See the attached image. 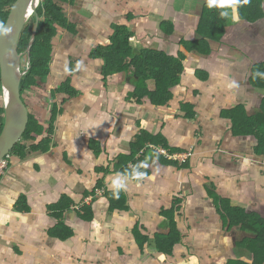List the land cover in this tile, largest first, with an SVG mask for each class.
Returning a JSON list of instances; mask_svg holds the SVG:
<instances>
[{
    "label": "crops",
    "instance_id": "0c3cea01",
    "mask_svg": "<svg viewBox=\"0 0 264 264\" xmlns=\"http://www.w3.org/2000/svg\"><path fill=\"white\" fill-rule=\"evenodd\" d=\"M205 1L73 0L66 8L75 31L62 30L48 80L25 99L40 124L54 123L51 148L46 153L31 152L34 143L25 142V156L9 157L0 180V264L251 261L248 249L239 251L237 243L254 234L227 225L216 199L264 220V153H257L255 138L234 136L231 119L223 116L240 104L249 116L261 109L264 92L250 84L252 64L237 51L254 56L257 46L264 55V18L247 26L242 38H235L236 47L225 44L209 57L188 55L180 84L166 107L133 99V77L126 73L107 77L102 74L104 61L90 58L116 26L128 27L135 51L157 49L178 56L181 39L198 38ZM163 21L173 22L172 35L161 30ZM203 72L206 80L199 78ZM67 81L76 91L74 97L57 94ZM147 85L155 90L154 81ZM143 134L157 138L156 144L164 138L171 148L191 152L193 157L185 167L166 164L148 151L153 142L135 148ZM133 153L137 155L129 167L138 162L136 180L113 168L121 157ZM108 167L112 172L104 174ZM100 181L110 193L121 191L125 202L113 210L106 197L86 203L92 209L88 220L89 213L74 206L85 201ZM120 198L111 197L114 203ZM176 207L181 244L169 256L146 249L144 254L136 228L151 238L166 234L161 213ZM225 218L231 220L227 214Z\"/></svg>",
    "mask_w": 264,
    "mask_h": 264
},
{
    "label": "trees",
    "instance_id": "16d2710c",
    "mask_svg": "<svg viewBox=\"0 0 264 264\" xmlns=\"http://www.w3.org/2000/svg\"><path fill=\"white\" fill-rule=\"evenodd\" d=\"M17 0H0V31L5 25L9 13ZM73 0H44L38 8V14L41 18L35 42L31 48L30 59L28 60L27 73L24 76L21 84V94L24 98L29 91L40 88L43 83L48 80L50 75V64L53 57L55 45L60 41L63 29L74 32V25L68 21L66 8L72 6ZM264 0H206L203 5L201 17L197 27L198 38L195 40L181 39L178 42V56L170 55L165 51L155 49H144L135 51L132 46L133 34L130 33L127 26H116L111 38L102 45H99L91 52L90 58L95 60H103L104 66L102 74L105 76H112L120 73H126L133 77V84L135 90L131 96L133 99L143 102L149 100L156 107H166L173 99V91L179 86L181 76L184 72V60L186 61L188 55L198 53L204 57H209L215 52H219L223 45L230 44V48L235 45V38L239 36L242 38L247 26L256 24L264 18ZM134 18V16H133ZM23 31L19 41V52L24 53L29 46V41L33 32L35 18ZM161 30L168 36L175 32L173 22L161 23ZM234 41V42H233ZM249 44L251 43L248 42ZM255 46V44L253 45ZM238 48V47H237ZM238 55L243 53L246 60L251 62L250 69V84L255 90L264 92V55L257 51V46L253 51L254 56H247L246 52L237 51ZM202 73V72H200ZM199 73V74H200ZM207 74L199 75L201 80L207 79ZM154 81L155 90H149L147 83ZM1 76H0V134L4 126V107L1 95ZM57 94H62L67 97H74L76 91L72 88L69 81L65 82L57 90ZM25 100V98H24ZM26 102V101H25ZM261 109L256 115L249 116L244 106L237 105L235 108H230L223 113V116L231 119L233 124L234 136H251L258 142L257 153H264V94L262 93ZM192 107L191 105H184V107ZM58 105L52 108L53 114L56 117ZM192 114V113H191ZM189 114V117L191 116ZM146 133V132H145ZM53 134V125L45 128L40 124L34 115L30 114V121L27 130L21 142H19L14 150L6 159L13 155H20L23 158L26 149L25 142L32 141L31 152L46 153L50 150L52 142L50 136ZM162 138V137H161ZM138 146L135 148H142L147 142H153L149 146L148 151L158 154L161 159L172 166L188 165L193 157V153L182 151L180 149H173L168 145V142L162 138L160 144H156L157 138L150 135L143 134L140 136ZM134 150V149H133ZM159 150H164L167 156H177L189 154V157L182 162L178 160L169 159L166 155L161 154ZM137 153H133L130 157H121L120 161L113 165L114 171H119L122 175L136 180L140 177L136 176L135 168L138 167V162L135 161L133 168L129 167V162L134 161ZM112 170L108 167L104 170V174L111 173ZM102 196H96L97 190H103ZM121 191L110 193L105 188L104 182L100 181L96 187L89 193L88 197H92L91 204L99 197H106L111 200L112 210L116 207L122 206L125 202V197L121 195ZM112 196L121 197L122 201L114 203ZM85 198V199H86ZM219 209L225 223L233 228V226L240 227L242 231H250L254 234V238L244 239L237 243L238 250L243 248L248 249L249 262H239L238 264H264V220L256 214H249L246 210L240 207L231 208L226 200L219 197L216 199ZM91 204H86L85 201L74 206L75 210H85L89 214L85 218L90 219ZM60 206V205H59ZM176 206V205H175ZM64 208H59L61 210ZM229 211L231 213H229ZM177 207L171 211H162V216L165 219V228L168 229L166 234L158 233L153 238L148 234H142L140 229L136 228L135 235L140 249L142 248L144 254L145 249L151 254L157 253L160 255H171L175 246L181 244L183 236L177 228L175 221V213ZM228 212V213H226ZM61 213V212H60ZM230 217L227 220L225 216ZM233 214L237 216L234 219ZM62 215L63 214H59ZM225 215V216H224ZM57 231V230H56ZM55 231V232H56ZM134 233V232H133ZM58 235V232L55 234ZM60 237V235L58 236ZM61 238V237H60Z\"/></svg>",
    "mask_w": 264,
    "mask_h": 264
},
{
    "label": "water",
    "instance_id": "95a60500",
    "mask_svg": "<svg viewBox=\"0 0 264 264\" xmlns=\"http://www.w3.org/2000/svg\"><path fill=\"white\" fill-rule=\"evenodd\" d=\"M44 0H17L5 25L0 31L1 95L4 107V126L0 134V162L11 154L22 141L30 121L29 108L21 94V84L27 71L22 70L23 55L30 59L41 18L38 8ZM30 17L35 18L29 46L19 52V41L28 26ZM45 128L50 127V122Z\"/></svg>",
    "mask_w": 264,
    "mask_h": 264
},
{
    "label": "built area",
    "instance_id": "2783aa9c",
    "mask_svg": "<svg viewBox=\"0 0 264 264\" xmlns=\"http://www.w3.org/2000/svg\"><path fill=\"white\" fill-rule=\"evenodd\" d=\"M159 152L161 154H164L167 156L166 151L164 150H159ZM169 159H173V160H178L180 162H182L183 160L187 159L189 157V154H183V155H177V156H167ZM9 167V162L8 160H3L2 162H0V180L1 178L4 176V174L6 173V171L8 170ZM104 193V189L103 190H97L96 191V196H102ZM92 201V197H88L85 200V203H90Z\"/></svg>",
    "mask_w": 264,
    "mask_h": 264
},
{
    "label": "rangeland",
    "instance_id": "374dc122",
    "mask_svg": "<svg viewBox=\"0 0 264 264\" xmlns=\"http://www.w3.org/2000/svg\"><path fill=\"white\" fill-rule=\"evenodd\" d=\"M31 21H32V19L28 22V24H30L31 23ZM165 22H169V21H165ZM90 55H91V53H90ZM27 68H28V58H27V56H25V54L23 55V58H22V70L23 71H26L27 70ZM200 75V74H199ZM25 99H28L29 100V97H28V95H26L25 94ZM237 106V105H236ZM235 106V107H236ZM54 124V123H53ZM52 124V125H53Z\"/></svg>",
    "mask_w": 264,
    "mask_h": 264
},
{
    "label": "bare ground",
    "instance_id": "6f19581e",
    "mask_svg": "<svg viewBox=\"0 0 264 264\" xmlns=\"http://www.w3.org/2000/svg\"><path fill=\"white\" fill-rule=\"evenodd\" d=\"M32 17H30L29 21L31 20Z\"/></svg>",
    "mask_w": 264,
    "mask_h": 264
},
{
    "label": "flooded vegetation",
    "instance_id": "af4514ba",
    "mask_svg": "<svg viewBox=\"0 0 264 264\" xmlns=\"http://www.w3.org/2000/svg\"><path fill=\"white\" fill-rule=\"evenodd\" d=\"M7 160V159H6Z\"/></svg>",
    "mask_w": 264,
    "mask_h": 264
}]
</instances>
